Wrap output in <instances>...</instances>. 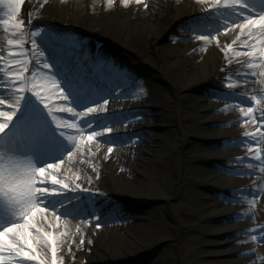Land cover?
<instances>
[{
	"label": "snow or ice",
	"instance_id": "obj_1",
	"mask_svg": "<svg viewBox=\"0 0 264 264\" xmlns=\"http://www.w3.org/2000/svg\"><path fill=\"white\" fill-rule=\"evenodd\" d=\"M23 2L0 0V28L5 34L0 40V264H58L57 234L44 231L39 225L47 224L51 229L57 225L50 218L58 222L61 215H72L65 205V201L72 200L64 193L91 191L82 187V182L91 185L92 178L77 166V157L81 162L91 163L93 153L89 145L97 137L111 145L107 148L111 154L115 141L106 134L112 132V124L120 121L115 119L114 112L105 115L108 97L116 95L115 88L102 86L97 73L86 71L79 61H69L55 46L60 37L46 28L32 30L31 14L29 30L25 31V21L19 18ZM114 2L106 0V7ZM131 3L149 8L146 0H119L124 7ZM200 3L206 4L208 11L203 17L191 18L187 27L193 33L207 34L195 39L206 44L215 39L218 43L221 30L225 33L239 30L236 39L222 50L226 63L235 62L243 71L230 73L221 69L228 90L222 98L239 102L222 111L239 108L242 117L237 122L258 125L255 131L245 132L243 138L234 140L251 145L249 156L240 162L256 161L259 171L264 173V0H200ZM210 21L214 22L211 26ZM241 38L243 42L234 48ZM29 44L30 48L25 47ZM108 70L118 79L131 78L130 74L116 72L114 66ZM250 81L259 85L252 89L257 94L233 91L238 84L247 85ZM139 91L145 92L142 86ZM59 113L70 114L71 118L63 119ZM97 128L101 131H96ZM61 166H65L63 171ZM229 171L254 173V170ZM234 191L259 196V190ZM72 199L78 200L79 195ZM247 202L254 210L256 201ZM108 211L90 203L79 213L91 217L89 224L96 222L99 228ZM262 232L264 228L248 230L253 240ZM259 240L264 242V235ZM83 243L81 238L80 244Z\"/></svg>",
	"mask_w": 264,
	"mask_h": 264
},
{
	"label": "bare ground",
	"instance_id": "obj_2",
	"mask_svg": "<svg viewBox=\"0 0 264 264\" xmlns=\"http://www.w3.org/2000/svg\"><path fill=\"white\" fill-rule=\"evenodd\" d=\"M68 1L69 5L75 10L71 13L64 14V12L60 10L61 0H46V2H44V0H33V5L27 8L28 16L31 14L32 21L44 20L54 25H75L90 34H101L104 38L110 39L111 44L108 40L102 49L92 53L87 45H83L81 48L74 46L72 43L74 36L70 34L63 35L60 39L56 40L55 43L69 61H79L84 68L90 67L93 73H97L102 86L109 90L115 88L116 95H113V97H121L122 101H112L115 107H111V110H119L121 109L120 106L122 103L129 104L132 101V99L124 97H139L134 104V109L126 112H114L117 114L115 119L123 117L125 121L122 124L115 125L114 123L111 126L120 127V125H122L124 129L126 123L129 122L127 120L130 119L141 118L149 121L151 118H153V120L159 118L162 122H167L169 124L172 122L176 123V129H180L184 132L185 124L188 123V118L185 112L187 107L183 105L182 102L193 100L196 111L216 108V106L212 107L201 103L208 99L206 97L184 95L180 96L181 103L175 114L162 115L160 112L154 111L155 107L161 106V102H153V99L156 98L153 93L141 94L138 88L139 82L136 83L137 77L141 78L147 75L149 71L148 66L144 67L139 62L148 64L153 63L149 49L152 37L154 36L156 41H161L163 39L161 43L156 42V48L166 49L167 46H170L172 43L164 41V37L166 36L165 32L168 33L180 18L203 17L205 12L208 11L206 4L200 3V0H146L149 4V8L146 9L142 4L137 5L135 3H131L127 7H124L119 4V0H115L111 7H106V0H85L89 6L86 9H82L78 4L81 0ZM99 2L101 3L100 7L98 6ZM209 23L211 26L214 22L210 21ZM46 29L57 36L50 28ZM115 30L119 32V36ZM0 31V40H3L5 34L1 28ZM238 32V29L235 31L230 30L227 34L221 36L218 43L213 39L210 43L206 44L205 42L193 43L188 41L187 39L193 38L194 33L189 30L181 31L175 36L178 38L173 37V39L183 40L182 45L184 48L178 52H174L173 55L163 53L162 56H160V61L156 60V64H160L163 60L170 58V61L173 62V68L182 71L181 75L176 78L175 85L177 87L183 86L190 88L195 84L199 85V83H204L205 81L216 82V77L222 72L221 69L227 71V68H231L235 73L243 71V67L238 66L235 62L227 64L225 53L222 50L236 39ZM242 42L243 38H241V41H238L236 45H233V47L237 48ZM68 43H72V45H68ZM117 47L127 48L134 52V56L129 58L127 56L128 54L126 55L127 52H125V54L119 53ZM204 48L207 49L204 53L197 54V52L202 51ZM228 58H232L231 53H229ZM113 63L115 70L117 68L118 71L124 74H130L131 78L125 81L115 77L117 81V83H115V80L113 81L110 77L112 72L108 70ZM199 69H204L205 74L204 76H198L194 83H192L190 81V76L196 74V71ZM101 74L107 75L104 81H101L103 77ZM185 78L187 79L186 82L184 81ZM127 82H131L133 86L121 87V90L118 92L116 91V84L124 85ZM237 87L240 88L241 93H246L244 91L249 89L250 85L238 84ZM231 105L230 103L223 106V108L225 109ZM63 114L66 117L62 116ZM155 114H157L156 117ZM59 115L63 119L71 118L70 114L59 113ZM225 116V124L230 125V127L241 123L237 121L241 120L242 113L232 115L231 112L228 111ZM203 117H205V115L201 117L202 120L205 121ZM249 123L253 125L252 122ZM143 125L145 124H142V127ZM176 129L166 128L165 132L174 138L176 136ZM207 130L211 129L209 128ZM208 133L214 134L215 131H209ZM89 146L92 148V153L95 150V154H93L91 158V163H88L87 160L81 162L80 158L77 157L76 164L84 173L92 178V183L94 184L89 185L86 182H82V184L84 183L85 187L92 186L94 190H97L101 195H106L111 199H118L121 201V207L118 208L116 212L110 214V223L105 224L104 220L99 228L96 227V222L91 224L86 222L83 224L75 220V222L72 223L73 221L62 218L58 222L55 221L54 218H50L52 222L57 225L51 229L47 224L39 225L42 230L52 231L57 234L58 264H123L125 262L131 264L130 260L132 256L125 254L127 250L131 251L135 249L138 251L137 253H140L151 242V234L160 237L169 236L168 230L164 229L166 227H164V223L160 219L162 210L164 209L163 206L161 207L160 205L161 200L174 196L178 201L195 199L197 200L195 204L199 203L200 200L206 201V204H211L209 208L223 207L229 205V201L234 197H230L225 191L212 186L214 184L212 183V179L220 177L218 180H221L222 176H224V173H219L220 170L229 171V169H231L249 172L254 170V173L259 174L257 178L253 177L254 173L248 175L242 173L235 174L237 176V178H235L239 182L238 185L240 186V190H248L259 177L264 176V173L259 171L260 166H257V168L253 165L246 167H231L216 160V158L220 156L216 149L207 146H199L204 151V154L197 156V159L203 164H190L184 162L185 155H187V152L184 151L180 156V161L176 169L170 170L168 173L167 182L163 179H155L158 184H162V186L167 189H170L172 186L180 185L182 182H187L181 191L176 194H171V192H165L155 186L146 185L149 175L140 170L138 166L147 163L149 159L141 155H136L137 161L131 163L130 156L123 148L114 149L111 154H108L107 148L110 145L105 146L103 140L100 138L99 143L92 142ZM194 147L197 148V146ZM97 148L99 149L98 151ZM140 151L143 152V148H140ZM147 152L149 151L146 150V153ZM85 155H87V153H85ZM157 160L162 161L163 157ZM130 165L133 169L132 172L128 173L127 167ZM209 165L215 166L217 170L209 168ZM99 167L102 170V174L100 175L97 171H93V168L99 169ZM64 168L65 166H61L62 171ZM72 171H76V168L73 167ZM191 174L197 177H192ZM191 182L209 188L210 194L202 192L197 188L189 187L188 185H190ZM253 188V190H259L258 197L252 199L248 195H240V200L246 202L255 200V207L259 209L262 207L264 209V186L257 185L253 186ZM214 194L219 197L223 196V199L212 202V195ZM235 200L236 199L233 201ZM179 203L175 204L179 209L177 212L178 219L179 216H183V209L180 208ZM124 206L129 208H124ZM193 206L195 205L193 204L189 207ZM240 207H242L240 210L242 216L250 215L251 209L244 206ZM76 213L80 214L77 211L73 214ZM185 213L195 218L201 217L199 214L200 212H198V214L191 213L190 208L185 211ZM221 214H223L221 216H224L226 220H229L230 218L237 217L238 212L229 214L228 208H225L222 210ZM259 218L260 223L264 226V217L260 216ZM89 219H91V217L88 218V221ZM205 220L208 221L209 219ZM199 221H202V219ZM144 222H149L150 226L146 228ZM222 224L214 225L208 222L204 223L202 226L205 231H208L209 227H211V233L213 234H220L221 236L224 234L230 235L227 240L228 244L239 243L246 239H250L247 237H236L239 231ZM192 228L197 230L195 226ZM61 232L65 233V235L61 236ZM260 235H264V232L257 235L258 242L261 246H264V242H260L259 240ZM81 238L84 240L82 245L80 244ZM211 242L214 244L217 241L212 240ZM69 244L71 245V251H69ZM37 250L40 251L39 247ZM229 251L231 252L224 253L225 255L221 253V250L207 251L206 254L222 257L214 260L212 264H240L235 259H226L227 255L236 252V250L232 249ZM244 252L252 254L249 260L244 262V264H264V253L259 250V247L258 249L257 247L246 248ZM253 254L256 256H253Z\"/></svg>",
	"mask_w": 264,
	"mask_h": 264
},
{
	"label": "rangeland",
	"instance_id": "obj_3",
	"mask_svg": "<svg viewBox=\"0 0 264 264\" xmlns=\"http://www.w3.org/2000/svg\"><path fill=\"white\" fill-rule=\"evenodd\" d=\"M60 10L66 13H71L75 9L69 5L68 0H61L60 2ZM82 9H86L89 5L85 2V0H81L78 3ZM33 5V0H24V3L21 6V12L19 14V18L24 19L25 21V31H28L27 28L28 24V11L27 8ZM98 6H101V3H98ZM2 14V12H0ZM191 22V18H180L178 22L174 24V26L167 32H165L166 36L164 37L165 42L172 43L170 46H167L166 49L164 48H156V42L161 43V41H156L155 37H152L150 41V57L153 60V63H141L144 67L148 66L149 71L148 74L139 78L137 77L136 83L139 82V89L142 86L145 90L144 93H153L156 98H154L153 102L158 101L161 102L160 107H155L154 111L160 112L162 115H173L175 114L176 110H178L180 105V96L190 95L193 97H206L207 100L201 102L203 104L209 106H216V108L211 110H200L196 111L194 108V101L187 100L182 102L187 108L185 109L186 116L188 118V123L185 124V130L182 132L180 129H176V123L172 122L171 124L167 122H162L161 119L156 118L157 120H153L151 118L149 121L143 120L141 118H134L127 120L129 121L126 123V127L123 129V126L120 127H112V132L107 133L106 136L110 139L115 141V148L125 149V152L130 156L131 163H135L137 161L136 155H141L146 159H149L147 163L142 164V166H138L140 170L148 174V181H146L147 186H155L165 192H171V194H176L183 189V186L187 184V182H182V184L177 186H172L170 189L165 188L162 184H158L155 179H163L167 182L168 173L170 170H175L178 166L180 161V156L182 153L187 152L185 155L184 162L190 164H203L199 162L197 156L203 155L204 151L201 147L207 146L214 148L218 151L220 156L216 158V160L220 163H224L231 167H246V166H260L258 162L244 159L243 162H240L242 158H246L249 156V147L251 145H245L243 143H237L234 138H243L245 132H252L255 131V128L258 126L253 123H248L244 125L242 123H238L236 126L230 127V125L225 124V114L229 111L232 115L240 114L239 108H230L228 111H222L223 106L232 103L235 105L237 103L236 99L231 98H222L224 92L228 91L226 89L225 83L223 82V78L225 76V72H221L216 77V82L214 81H205L204 83H199V85H193L190 88L186 87H177L176 78L177 76L181 75V70H175L173 68V62L170 61V58H167L160 62V64H156V60L160 61V56L163 53L173 55L174 52H178L183 47L182 42L183 40H176L174 38L176 35L179 34L181 31H187L188 25ZM31 25L33 26L32 30H36V28H50L58 37H62L63 35H73L74 39L72 43L77 48H81L83 45L89 46V50L92 52H97L106 43V41L110 43V39L104 38L101 34H90L84 31L82 28L75 26V25H54L47 21H32ZM2 29V28H1ZM168 30V28H167ZM117 31V30H115ZM230 31V30H229ZM228 31V32H229ZM1 32V31H0ZM228 32H224L221 30L218 33L220 38L221 33L227 34ZM207 34V33H195V36L191 39H187L193 43L204 42L194 37ZM117 35L119 36V32L117 31ZM116 36V35H115ZM116 36V37H118ZM56 42V41H55ZM72 43H68V45H72ZM111 44V43H110ZM55 46L58 45L55 43ZM25 47L30 48L29 45H25ZM66 47V46H65ZM59 48V47H58ZM119 53H126V55L130 58L134 56V52L128 50L124 47H117ZM47 52V49H45ZM204 53V50L197 52V54ZM51 62V61H49ZM114 66V63L111 64V67ZM115 68V67H114ZM86 71L92 72L90 67L85 68ZM116 72L122 73L117 70ZM226 72L235 73L234 70L231 68H227ZM205 71L204 69H199L196 71V74H192L190 76V81L194 83L195 79L198 76H204ZM103 77L101 81L106 79V74H101ZM100 75V76H101ZM114 76V78H113ZM112 80H115V74L112 73L110 76ZM151 77V78H150ZM151 80V81H149ZM173 80V81H172ZM186 78L184 81L186 82ZM115 83L117 81L115 80ZM250 88L245 90L246 94L255 95L257 93L253 92L252 89L258 88L254 82H249ZM119 87H116V91L118 92L121 90V87H132L133 84L131 82H127L126 84H119ZM233 91L240 92V88L236 87ZM137 97L127 96L124 98L132 99L129 104L122 103L121 108H132L134 109V104L137 101ZM121 102V97H109L108 99V111L115 107L111 101ZM126 100V99H124ZM152 102V101H151ZM126 105V106H125ZM245 107L250 105H244ZM74 107V106H73ZM112 107V108H111ZM152 107V106H151ZM82 110V109H80ZM152 114V113H151ZM205 121L202 120V116ZM64 116V114L62 115ZM157 114H155V117ZM66 117V116H64ZM68 119V118H66ZM116 120L122 122L125 121L123 117L116 118ZM115 123V125L120 124ZM142 124L143 125L142 127ZM211 130H207L209 128ZM142 128V129H140ZM166 128H172L175 130V137L172 138L169 134L165 132ZM207 128V129H206ZM213 129V130H212ZM96 131H101V129L97 128ZM209 131H215L214 134H209ZM118 138L126 139L125 142L120 143ZM98 141V137L96 140ZM98 143V142H97ZM110 145V144H109ZM111 146V145H110ZM194 146H197L195 148ZM201 146V147H199ZM140 148H143V152L140 151ZM145 149V151H144ZM146 150L149 152L146 153ZM95 154V150L93 151ZM153 155V156H152ZM160 157H163L162 161H159ZM100 163V162H99ZM134 165V164H133ZM209 168L216 169L215 166L209 165ZM132 166L127 167V172H132ZM217 170V169H216ZM96 171L102 174V170L96 169ZM224 173L221 180H218L220 177H215L212 179V183H214L213 187H218L219 190L225 191L228 195H233L236 201L240 200V195H248L250 198L255 199L256 196L250 195L248 192H241V191H234L238 189L239 182L236 180L237 176L229 171H221L219 173ZM88 175V174H87ZM219 175V174H217ZM259 174L254 173L253 177L257 178ZM192 177H197L196 175L191 174ZM236 177V178H235ZM194 181V180H193ZM94 184V183H92ZM263 185L264 186V176L259 177L257 181L252 184V187H249L248 190H253V186ZM84 186V183L82 184ZM192 188H197L202 192H206L210 194V189L201 186L200 184L190 183L188 185ZM91 191L83 194L66 192L63 195L69 197L72 200L71 203L65 201V205L67 208L72 210V215L75 211H79L81 208H87L89 204L92 205H99L102 209L109 210L107 213V218L105 219V224L111 222L110 214L117 211L118 208L121 207V203L117 199H111L106 195H100L99 193L94 191L92 186H89ZM79 195V199H72ZM213 199L212 202H215L218 199H223L218 195H212ZM197 200L195 199H188L186 201H178L177 198L174 196L161 200L160 205L163 206V210L161 213V221L164 223V229H167L169 232L168 237L163 236H155V234H151V242L140 252L137 253L135 249L131 251H126L125 254L132 256L131 264H212L214 260L222 258L221 256H213L207 255V251L212 250H221V253L231 252L229 250H236L234 253H230L227 255V260H237L240 264H244L249 260V257L252 256L251 253H245L244 250L250 247H259V250L264 253V246H261L258 240H253L252 236L248 234V230L264 228V226L260 223L259 217H264V209L262 207L257 208L255 207L254 210H250L251 213L249 216H240L237 218H230L226 220L224 216H221L222 210L228 208V213H239L242 207L244 206L251 209V206L248 202H229V205L220 206L216 208H209L211 205L206 204V201L200 200L199 203L195 204ZM180 202V203H179ZM176 203L180 204V208L183 209V216H179L177 218L178 207L175 205ZM195 205L193 207H189L191 205ZM259 207V205H258ZM124 208H129L124 206ZM190 208V212L194 214H198L200 212L201 217H192L189 214L185 213ZM63 212V209H61ZM60 214V213H58ZM68 216L71 217L73 220H78L79 222L83 223L86 221L85 217L81 215L76 216ZM211 215V216H210ZM242 215V214H241ZM66 220H70L67 217H63ZM202 219V221H199ZM205 219H209L206 221ZM71 221V220H70ZM212 223L222 224L229 226L231 228L236 229L239 231L238 236L236 237H243V238H250L246 239L245 241L239 243H227L228 237L230 235L224 234H213L211 233V227H209L208 231H205L203 226L204 223ZM144 226L148 228L150 226L149 222H144ZM197 227V230L193 229L192 227ZM244 230V231H243ZM234 236V235H231ZM212 240H216V243H212ZM212 243V244H211ZM38 251V250H37ZM256 253V252H254ZM129 256V257H130ZM253 256H256L253 254ZM226 260V261H227ZM224 261V260H221ZM225 261V262H226ZM224 263V262H223ZM123 264H128L125 262Z\"/></svg>",
	"mask_w": 264,
	"mask_h": 264
}]
</instances>
